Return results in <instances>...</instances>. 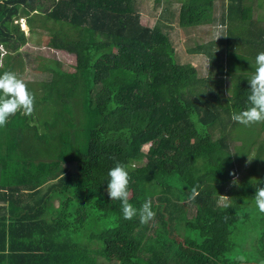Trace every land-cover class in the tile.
Segmentation results:
<instances>
[{
    "label": "trees",
    "instance_id": "trees-1",
    "mask_svg": "<svg viewBox=\"0 0 264 264\" xmlns=\"http://www.w3.org/2000/svg\"><path fill=\"white\" fill-rule=\"evenodd\" d=\"M174 1L177 9L155 0L161 11L147 26L139 0H0V74L22 77L30 61L36 77L26 81L32 115L0 127V264H264V213L253 200L264 187V123L236 137L231 119L248 106L258 53L247 50H264V31L251 25L264 20H253L251 0H218V14L217 0ZM19 18L30 34L45 30L47 47L74 55V70L17 51L29 38ZM175 20L225 26L219 48L191 49L208 58V75L176 60ZM246 20V36L234 32ZM117 161L130 175L129 202L152 201L147 225L125 220L109 198Z\"/></svg>",
    "mask_w": 264,
    "mask_h": 264
},
{
    "label": "clouds",
    "instance_id": "clouds-1",
    "mask_svg": "<svg viewBox=\"0 0 264 264\" xmlns=\"http://www.w3.org/2000/svg\"><path fill=\"white\" fill-rule=\"evenodd\" d=\"M242 26H244V23L238 25L236 29L241 32ZM224 31L225 28L221 30L222 33ZM251 66L253 71L247 78L249 84L248 106L239 112H233L231 115L233 121L244 126L264 123V51L256 55L254 65ZM34 110L35 96L28 89L25 80L13 71H5L0 74V127L6 126L9 118L17 112L30 116ZM145 144L150 143L146 142ZM251 160L252 158H249L248 162H251ZM107 175L109 177L107 193L111 200L121 202V211L125 220H132L138 216L141 225H147L154 220L156 213L153 211L151 199H146L139 209L129 202L131 196L129 191L130 175L125 164L117 161L115 166L109 169ZM230 175L234 177L232 183L237 184L235 173H230ZM197 189L198 186L192 187L189 199L195 200L199 195ZM219 196L223 200V207L229 208L231 206L230 199L226 196ZM253 200L259 212L264 213V187H257ZM238 259L240 264H244V256H240Z\"/></svg>",
    "mask_w": 264,
    "mask_h": 264
},
{
    "label": "rangeland",
    "instance_id": "rangeland-1",
    "mask_svg": "<svg viewBox=\"0 0 264 264\" xmlns=\"http://www.w3.org/2000/svg\"><path fill=\"white\" fill-rule=\"evenodd\" d=\"M247 1V0H246ZM140 5H138L139 9V19L142 24L145 25H151L153 22L156 20V16L158 13L161 11V6L162 4L156 3L155 0H139ZM217 3L219 1L217 0ZM255 3V4H254ZM178 2H175L173 0L172 4L175 9L178 7ZM165 6V3H163ZM251 5H252V16L253 20L255 19L256 16H259L261 19L264 20V0H251ZM19 26L21 29L24 30V33L26 36L29 38L27 39L26 42H24L18 49L17 51L24 52V54L28 53L30 56H37L39 55L40 57H49L56 59L59 61L62 65V69L65 71H73L74 70V65H75V57L74 55L67 53L63 50H57V49H52L49 48L45 45V41H47V36L45 30H40V32H36L34 34H30L28 32L27 26H23L24 19L19 18ZM237 23V22H236ZM250 20H246L244 22V25L249 27ZM227 25V24H226ZM257 25L260 26L261 30L264 31V22L261 21L260 24H256L252 21L251 28H257ZM150 26V27H151ZM245 26H242V35H245ZM225 28L224 25H218L216 22L211 23L208 25H198L195 27H190V28H181L176 24L175 22H171L169 28H167V31L169 32L170 39L172 41V46L174 49V54L175 58L179 63H190L192 64L199 74L201 76L208 75L209 74V60L208 58L203 54V53H195L192 52L191 49H193L196 45H210L212 48L217 49L219 48V45H217L216 40H217V35H220L223 37L222 32H220L219 29ZM239 29L234 30L237 31ZM211 41L212 44L210 43ZM245 47H248V43L243 41L239 42L238 45L236 46L237 52H240L241 49ZM243 50V49H242ZM1 54L4 53V50L0 48ZM260 49H255V48H249L247 50L248 52V57H252L256 53L262 52ZM223 56V54H221ZM1 58V56H0ZM251 58L249 59V61ZM1 63V61H0ZM30 67H33V62L28 61L27 63H24V74L21 77L22 79L26 81H33L36 77L33 76L30 73ZM225 83H224V89L227 93L229 94V80L228 77L224 78ZM260 124H254L252 126H244L240 125L239 128H236L235 131V136L239 137L241 133L247 134V127H249L250 131H254L257 127H259ZM264 134V133H263ZM149 144H144L141 146V151L144 153L147 151ZM145 157L141 158L140 162H144ZM46 211L47 207L43 208V215L46 216ZM79 242H81L83 245L86 246L87 251H94L98 250L100 248V244L97 243L96 241H85L82 239H79ZM98 258V257H97ZM96 260V259H95Z\"/></svg>",
    "mask_w": 264,
    "mask_h": 264
},
{
    "label": "crops",
    "instance_id": "crops-1",
    "mask_svg": "<svg viewBox=\"0 0 264 264\" xmlns=\"http://www.w3.org/2000/svg\"><path fill=\"white\" fill-rule=\"evenodd\" d=\"M215 4H216V6H214L215 7V11H216V13L218 14L219 13V10H220V8H219V3H217V2H215ZM255 4V3H254ZM254 29V28H253ZM264 51V50H263Z\"/></svg>",
    "mask_w": 264,
    "mask_h": 264
},
{
    "label": "bare ground",
    "instance_id": "bare-ground-1",
    "mask_svg": "<svg viewBox=\"0 0 264 264\" xmlns=\"http://www.w3.org/2000/svg\"><path fill=\"white\" fill-rule=\"evenodd\" d=\"M23 26H25V24H23Z\"/></svg>",
    "mask_w": 264,
    "mask_h": 264
}]
</instances>
